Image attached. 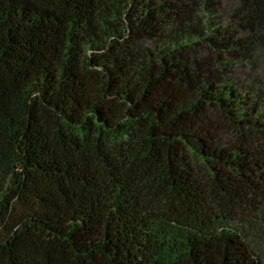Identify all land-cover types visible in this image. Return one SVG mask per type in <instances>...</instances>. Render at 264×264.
Returning a JSON list of instances; mask_svg holds the SVG:
<instances>
[{"label":"trees","instance_id":"1","mask_svg":"<svg viewBox=\"0 0 264 264\" xmlns=\"http://www.w3.org/2000/svg\"><path fill=\"white\" fill-rule=\"evenodd\" d=\"M224 1L0 0V264H264V0Z\"/></svg>","mask_w":264,"mask_h":264},{"label":"rangeland","instance_id":"2","mask_svg":"<svg viewBox=\"0 0 264 264\" xmlns=\"http://www.w3.org/2000/svg\"><path fill=\"white\" fill-rule=\"evenodd\" d=\"M237 7L234 0H226L216 9L215 23L233 22L232 11ZM241 36H244L240 32ZM247 61H241L232 68V81L242 89L254 88L264 100V48H256ZM261 81V83H259Z\"/></svg>","mask_w":264,"mask_h":264}]
</instances>
